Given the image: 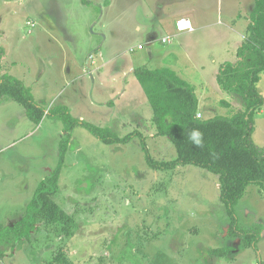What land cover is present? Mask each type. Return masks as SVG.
<instances>
[{"label": "rangeland", "instance_id": "rangeland-1", "mask_svg": "<svg viewBox=\"0 0 264 264\" xmlns=\"http://www.w3.org/2000/svg\"><path fill=\"white\" fill-rule=\"evenodd\" d=\"M253 5L254 0H0V45L18 67L14 77L44 111L37 123L16 101H0L2 227L25 214L38 183L59 162L66 131L51 112L57 106L118 136H142L105 144L75 125L52 196L71 222L39 219L28 239L0 246V264H48L58 253L66 264L264 262L260 188L248 185L234 207L233 227L252 234L245 239L229 233L231 219L215 174L195 165L150 167L142 138L154 160H174L176 150L157 135L152 108L131 73L147 64L139 57L151 46L155 62L146 66L176 68L194 87L199 117L242 111V98L223 90L216 75L224 63L237 61ZM183 19L193 29L176 33ZM145 27H153L152 41ZM4 61L5 72L14 74ZM257 90L264 99V71ZM252 140L264 147V102L254 115ZM217 248L230 250L210 254Z\"/></svg>", "mask_w": 264, "mask_h": 264}, {"label": "trees", "instance_id": "trees-1", "mask_svg": "<svg viewBox=\"0 0 264 264\" xmlns=\"http://www.w3.org/2000/svg\"><path fill=\"white\" fill-rule=\"evenodd\" d=\"M3 51L0 47V70ZM264 71V0H254L249 15L247 36L237 50L235 63H224L216 75L217 84L225 91L238 95L244 109L229 117L197 116L198 98L194 87L168 67L148 69L136 68L133 76L143 88L145 97L152 108V123L157 135L165 136L176 150L174 160H154L145 146L147 163L150 167L165 171L177 165H195L217 176L220 200L231 219L229 233L248 239L238 231L235 224L234 207L244 195L246 187L257 185L264 194V147L252 140L254 115L260 110L264 99L257 90L259 75ZM10 98L21 104L28 118L39 122L44 111L33 100L29 89L18 78L0 72V100ZM63 123L65 134L60 144L59 162L55 169L39 182L25 214L11 227L0 225V246L28 239L36 230L39 219L49 223L71 222L70 216L58 207L52 196L56 193L57 182L64 154L70 138L69 131L79 123L94 137L105 144H123L140 132L131 131L118 136L111 129L81 122L70 115L65 106L51 111ZM198 129L204 135V147L197 148L188 139V133ZM254 240L248 241L252 244ZM230 248L211 249L212 255H224ZM66 264L62 253L56 254L48 264ZM259 264H264L261 262Z\"/></svg>", "mask_w": 264, "mask_h": 264}, {"label": "crops", "instance_id": "crops-1", "mask_svg": "<svg viewBox=\"0 0 264 264\" xmlns=\"http://www.w3.org/2000/svg\"><path fill=\"white\" fill-rule=\"evenodd\" d=\"M155 26V25H154ZM135 29L138 31V32H140V31H142V29H141V26H139V25H136V27H135ZM175 30H176V28H175ZM144 32H146V35H147V37H146V39H147V41L149 40V41H152L153 40V27L152 28H144ZM176 33H180V31H177L176 30ZM165 39V38H164ZM0 47H1V49H2V51H3V56H2V59H1V70H0V72L2 73V74H7L6 72H5V68L3 67V64H2V60H5L4 61V63L5 64H7V67H9L10 69H12V71L14 72V74H9V75H11V76H14V75H17V74H19V71H18V67H16L15 66V64H14V62L13 61H11V60H9L8 59V55H7V51L5 50V48H3L1 45H0ZM151 46H146L145 45V48H147L148 50V52H146V53H144V54H142L143 56H141V57H139V59L140 60H142L144 63H153V62H155V61H153V59H152V51H153V49H151L150 48ZM5 58H7V60L5 59ZM89 58H91V55L89 56ZM120 61V60H119ZM93 64H94V61L92 62ZM147 64H142V65H136V67L133 69V71L136 69V68H139V67H145V68H148L146 65ZM115 65H117V64H115ZM118 67H120V69H121V66H119L118 65ZM163 67H168V66H163ZM174 67V66H173ZM116 68V67H115ZM156 68H158V67H156ZM168 68H171V67H168ZM97 68H95V70H96ZM100 68H98L97 70H99ZM148 69H151V68H148ZM154 69V68H153ZM172 70H174V69H176V68H171ZM123 71V70H122ZM121 70H119V73L120 72H122ZM133 71L131 72L132 74H133ZM175 72H176V70H174ZM123 73H124V71H123ZM177 73V72H176ZM16 78H19V77H16ZM184 79V78H183ZM186 80V79H185ZM101 81H103V80H101ZM112 81H114V79L112 78ZM187 81V80H186ZM117 91H115L114 92V94L116 93ZM119 95H121L122 94V91L121 90H119L118 92H117ZM4 100H6V99H2V100H0V101H4ZM198 112H200L201 113V111H198ZM45 178V177H44ZM1 180V179H0ZM39 184V183H38ZM19 220V218L17 219V221ZM16 221V222H17ZM16 222H13V224L14 223H16Z\"/></svg>", "mask_w": 264, "mask_h": 264}, {"label": "clouds", "instance_id": "clouds-1", "mask_svg": "<svg viewBox=\"0 0 264 264\" xmlns=\"http://www.w3.org/2000/svg\"><path fill=\"white\" fill-rule=\"evenodd\" d=\"M188 141L197 148L204 147V135L198 129H193L188 133Z\"/></svg>", "mask_w": 264, "mask_h": 264}, {"label": "built area", "instance_id": "built-area-1", "mask_svg": "<svg viewBox=\"0 0 264 264\" xmlns=\"http://www.w3.org/2000/svg\"><path fill=\"white\" fill-rule=\"evenodd\" d=\"M185 20H187V19H183V20H180L177 22L176 26H177L178 31H185V30L189 31V30L193 29L190 22H189V25L187 27H181V23L184 22ZM163 40H165V39H163ZM197 116H198V114H197Z\"/></svg>", "mask_w": 264, "mask_h": 264}, {"label": "bare ground", "instance_id": "bare-ground-1", "mask_svg": "<svg viewBox=\"0 0 264 264\" xmlns=\"http://www.w3.org/2000/svg\"><path fill=\"white\" fill-rule=\"evenodd\" d=\"M189 25V21L185 20L184 22L181 23V27H187Z\"/></svg>", "mask_w": 264, "mask_h": 264}]
</instances>
